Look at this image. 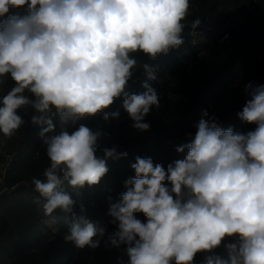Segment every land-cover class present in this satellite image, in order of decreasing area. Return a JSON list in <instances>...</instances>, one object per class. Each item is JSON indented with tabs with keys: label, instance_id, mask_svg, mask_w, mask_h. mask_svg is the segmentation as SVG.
<instances>
[{
	"label": "clouds",
	"instance_id": "1",
	"mask_svg": "<svg viewBox=\"0 0 264 264\" xmlns=\"http://www.w3.org/2000/svg\"><path fill=\"white\" fill-rule=\"evenodd\" d=\"M190 7V0H0V86L13 82L0 95V134L11 138L26 123L21 111L33 110L30 122L50 161L43 179H32L34 202L46 216L59 213L65 241L80 249L99 247L106 228L64 186L99 184L107 161L128 153L101 147L108 136L101 129L74 126L100 113L119 118V110H105L122 98L132 128L150 130L145 118L159 109L160 95L148 81L158 78L145 64L144 91H127L133 54L155 59L179 48ZM21 8L25 14L9 15ZM244 92L237 115L253 130L223 129L203 110L194 137L176 148L183 159L165 169L135 157L126 191L117 202L107 198L115 230L105 243L123 246L127 264H194L197 253H209L204 264H264V84L250 81ZM222 245L226 258L214 254Z\"/></svg>",
	"mask_w": 264,
	"mask_h": 264
},
{
	"label": "rangeland",
	"instance_id": "2",
	"mask_svg": "<svg viewBox=\"0 0 264 264\" xmlns=\"http://www.w3.org/2000/svg\"><path fill=\"white\" fill-rule=\"evenodd\" d=\"M257 1L239 0L236 5L247 11L251 8L250 3ZM190 4L189 15L184 21L190 29L187 39L175 49L168 62L164 59L154 64L153 71L158 79L148 81L160 95L159 109L153 108L145 118L150 123V130L141 132L132 128L133 122L118 99L110 107L122 113L120 120L97 121L86 116L78 119L74 126L84 124L93 130L101 129L108 133L107 137L99 141L101 147L110 148L115 145L118 146V151L128 153L127 158L107 161L109 172L99 184L85 185L78 190L64 186L65 191L71 193L74 199L84 203L88 217L106 228V235L99 247H76L72 258L67 259L65 250L72 247L73 242L64 239L67 226L63 218L58 212L46 216L43 208L34 202L38 193L34 192L32 179H43V172L50 161L38 135L40 127L30 122L33 110L27 108L21 111L26 123L11 138L0 134V217L6 220L8 228L25 237V244L28 241L30 244V248L25 249L22 244L12 243L8 234L0 238V264H46L48 261L59 264H127L129 258L124 247L111 248L105 242L107 234L115 230V225L110 222L112 217L107 214V198L111 196L113 202H117L126 191L124 181L135 176L130 163H134L137 156L151 157L154 165L160 163L167 169L169 163L183 159L186 152L178 153L176 148L188 142L189 136L175 139L174 135L195 134L194 125L201 118L203 110H207L210 115L214 114L218 122L220 116L226 117L229 126L224 129L232 127L237 132V113L242 111L248 99L244 92L246 84L250 81L264 84V77L261 80L259 77L256 80L252 78L255 70L250 66L249 60H235L238 49L249 47V43L246 44L242 37L248 28L239 26V39L235 41L230 33H225L224 37L217 36L214 20L191 30V14L197 5L195 0H190ZM186 34L187 31L182 33L183 39ZM170 55L172 53H168L165 58ZM255 56L260 58L258 51ZM207 82L217 85L218 88L213 93L218 96L211 98L206 106L204 91ZM12 83L8 79L5 85L0 86V95L7 92ZM140 90L144 91L142 84ZM55 122L56 131L59 132L58 118ZM244 129L246 133L253 130L254 126ZM71 130L72 126L69 125V131ZM98 155L102 156L103 153L98 152ZM137 216L142 221L145 220L142 214ZM221 252H225L223 245L214 250L216 255ZM206 255L209 253H197L195 261Z\"/></svg>",
	"mask_w": 264,
	"mask_h": 264
},
{
	"label": "trees",
	"instance_id": "3",
	"mask_svg": "<svg viewBox=\"0 0 264 264\" xmlns=\"http://www.w3.org/2000/svg\"><path fill=\"white\" fill-rule=\"evenodd\" d=\"M196 1V9L191 14V30L192 27V21L196 18H199L201 23L199 26H201L204 22L207 21H213L215 23V30L217 32V36H223L225 33H230L233 36V40L239 39V26L240 27H247L248 31L243 34L242 37L246 40V44H248L249 47H242L236 51L235 60L241 58L245 62L246 60H249L250 66L254 68L255 75L252 77L255 79L256 77L261 80L262 77H264V0H258L257 2L250 3L251 8L250 10H245L242 7L239 9V5H236L239 0H195ZM249 4V5H250ZM12 14H25V9H10L9 15ZM198 26V27H199ZM237 27V28H236ZM188 32V34L185 35L184 41L187 39V35L190 33L189 26L186 25L183 32ZM258 51L260 54V58H257L255 56V52ZM175 52V49L170 50L169 53H172L169 57L165 58L167 54H161L158 55L155 59L151 58L150 56L138 52L133 54L134 58L137 60V68L134 69V74L131 80L129 81L128 88L126 89L130 93H141L143 92L140 90L141 84L147 79V76L145 74L143 65L147 64L152 69L154 67V64H158L161 60H165V62H168L171 57L173 56V53ZM163 63V62H162ZM256 80V79H255ZM218 88L217 85L214 83V85H211V82H207L205 84V96H206V102L205 105L207 106L209 102L211 101V98H215L218 96V94L215 93L214 90ZM220 88V87H219ZM118 102H122V98H118ZM117 110H112L111 107L105 110V112H112ZM120 112V111H119ZM197 115V114H196ZM122 113L120 112L119 118H109L108 121H118L122 118ZM90 119H94L97 121H105L103 119V113L97 114L96 116H87ZM228 119L226 117L220 116L219 125L224 129L226 126H229ZM239 125L237 127L238 133H244L245 127L250 126V124H247L240 119H238ZM237 121V122H238ZM255 127V125H253ZM190 133H185L184 135H174L175 139H179L182 137H188ZM191 135L194 137L195 134L191 133ZM189 140V139H188ZM131 165V163H130ZM128 171V170H127ZM119 194V192H118ZM117 194V196H118ZM33 207V206H32ZM2 224V225H1ZM0 238L4 237L8 234V237L10 238V241L12 243L22 244V247L27 249L30 248V244L23 241L25 237H23L21 234H19L16 231L11 230L8 228L6 220L4 218L0 217ZM65 230L68 232L69 228L68 225ZM26 241V239H25ZM111 247V246H110ZM114 248V247H111ZM76 249V245L73 243L72 247H69L65 250V256L67 259H71L73 256V253ZM9 253V252H8ZM222 257L226 258V253L221 252L220 254ZM205 257L199 260L194 261V264H204ZM46 264H59V263H53L48 261Z\"/></svg>",
	"mask_w": 264,
	"mask_h": 264
}]
</instances>
